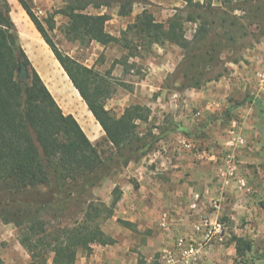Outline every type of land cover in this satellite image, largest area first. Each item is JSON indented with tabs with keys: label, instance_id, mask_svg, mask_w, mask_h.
<instances>
[{
	"label": "trees",
	"instance_id": "obj_1",
	"mask_svg": "<svg viewBox=\"0 0 264 264\" xmlns=\"http://www.w3.org/2000/svg\"><path fill=\"white\" fill-rule=\"evenodd\" d=\"M64 1L67 5L59 11L68 18L64 34L68 40L81 44L98 42L107 46L123 41L124 47L131 50L136 42H144L151 47L155 44L170 43L187 51L186 61L191 66L198 49L205 50L214 46L217 36L218 39L221 38L216 32L218 19L209 21L203 10L210 8L213 14L218 15V11L225 9L215 8L211 3H207L206 7L205 3L186 0L188 7H193L199 13L193 11L182 17L178 12L169 19L167 25L156 22L154 16L145 10L118 38L106 31V23L110 20L108 14L85 12L89 6L99 9L101 6L108 7L109 3H97L95 0ZM238 1L225 0L229 3ZM18 2L68 74L108 140L117 151L123 147L127 148L134 138V121L146 120L149 110L136 105L126 109L120 118L111 115L97 100L95 93L89 91L88 85L95 74L94 71L64 55L49 37L28 1ZM118 2L119 15L129 16L137 1ZM233 10L241 9L234 6ZM226 20L224 17L220 20L222 25L227 23ZM186 21L197 24L192 40L186 38ZM225 34L224 32L223 35ZM210 50L213 51L214 47ZM20 64L27 75L25 79L18 75ZM188 87L200 89L202 86L200 82H195ZM118 160H123L122 165L128 166L134 158L125 154L124 157L119 156ZM111 161L112 158L106 161L102 158L76 117L66 114L60 107L22 46L9 0H0V196L11 198L7 207L0 211V217L4 223H13L20 229V242L31 255V262L27 264H47L50 254H53L52 264H75L78 253L90 255L94 244L106 246L116 243L99 225L92 223L95 219L94 211L97 218L106 210H109L108 217L113 214V209L122 197L119 187L113 191L111 206L106 207L101 203L102 207H95L91 202L83 221L77 222L73 227L58 228L52 233H49L38 219L37 214L42 205L19 200V197L29 193L30 189L40 186H46L53 194L63 196L66 203L68 200H75L102 185L109 175L108 162ZM14 203L18 204L14 205L15 209L12 207ZM120 223L130 226V223L125 221ZM234 241L237 242L239 257L252 250V241L240 237H234Z\"/></svg>",
	"mask_w": 264,
	"mask_h": 264
},
{
	"label": "crops",
	"instance_id": "obj_2",
	"mask_svg": "<svg viewBox=\"0 0 264 264\" xmlns=\"http://www.w3.org/2000/svg\"><path fill=\"white\" fill-rule=\"evenodd\" d=\"M193 1L202 4L206 1L218 9H224L226 3L225 0ZM133 7L129 16H120L118 11L120 20L129 19L127 27L145 10L154 16L156 22L167 25L169 19L188 7V2L151 0V3H138ZM120 20L116 21L121 23ZM186 23L194 26L192 32L186 31L184 27L186 38L192 40L197 24L186 21L184 25ZM108 33L117 37L116 34ZM246 38L249 42L242 52L227 60V74L218 80L207 82L200 90L188 88L183 93L178 91L171 96L178 103L184 101L192 107L203 106V113L206 112L205 108L210 110L205 118L207 124L214 128L206 133V138L196 140H192L188 133L168 130L160 139L162 147L149 155L147 162V158L145 162H130L128 181L122 185H114V188L119 185L122 191L118 218L130 223V227L119 226V234L110 236L116 240L115 244H94L92 254L79 255L75 264H156L157 260L163 264V252L167 249L173 251L175 240L179 236L192 234V225L201 215L191 213L190 203L195 192H201L207 198L204 202L206 205L201 209L202 214L218 218L228 226L225 240L216 244L200 264H231L235 261L239 256L234 237L252 241V250L243 257L251 258V261L262 258L252 259L264 247V35L259 29H255ZM171 46L174 49L180 48L175 44ZM230 51L232 54L235 52ZM161 54L165 60L172 58L171 52ZM174 67L176 64L170 62L163 65L168 72H173ZM44 83L46 84L45 81ZM47 87L49 88L48 85ZM50 92L52 93L51 90ZM235 122L240 125V134L246 140V145L236 153L238 174L247 181L252 193L240 190L237 183L222 189L217 177V163L199 159L196 152L191 153L181 145V141H191L201 152L208 151L219 156L228 140V130ZM199 131L202 132L201 129L196 132ZM210 200L218 201L220 208L213 209ZM156 252H160V255H155ZM29 262L31 255L18 240L17 231L12 224L0 222V264Z\"/></svg>",
	"mask_w": 264,
	"mask_h": 264
},
{
	"label": "rangeland",
	"instance_id": "obj_3",
	"mask_svg": "<svg viewBox=\"0 0 264 264\" xmlns=\"http://www.w3.org/2000/svg\"><path fill=\"white\" fill-rule=\"evenodd\" d=\"M27 1L57 48L64 55L94 71L95 74L88 85L89 91L95 93L97 100L111 115L120 118L126 109L136 105L146 107L149 110L146 120L134 121L135 128L132 134L134 138L127 148L123 147L117 151L18 0H9L12 17L18 27L21 43L32 65L42 75L64 112H70L76 117L87 136L93 140L102 158L105 161L112 158V161L108 162V164L110 163L109 175L102 185L89 190L75 200H68L69 202L66 203L63 196L53 194L46 186L30 189L29 193L26 192L19 197L21 202L42 205L37 216L49 233L58 228L73 227L77 222L83 221L91 202L94 203L95 207H102L100 205L103 203L106 207L111 206L114 197V185H122L128 181L129 165L123 166L122 161L124 159L119 161V156L124 157L125 154H129L134 158L131 162H139L140 160L145 162L146 158L147 162L148 156L153 155L162 147H160V139L165 136L168 129L177 133H188L192 140L206 138V133L214 128V126L207 124V118H205L210 110L205 108V114L202 112L203 106L192 107L184 101L178 103L177 100L171 99V96L178 91L180 93L185 92L188 90V86L195 82H200L202 86L200 89H202L203 86L207 85V82L218 80L222 75L227 74L225 68L227 60L233 56L236 57L237 53H241L244 46L246 47L249 42L246 38L248 33L259 29L260 33L264 35V0L226 2L225 10L218 11V15L213 14L209 10L210 8H207L203 10L205 17L209 21L213 18L218 19L216 32L220 34L221 40L217 36V43L214 46H209L205 50L203 48L198 49L193 64L189 66L186 61L187 51L181 47V49H174L169 43L155 44L151 47L144 42L139 44L136 42L134 47L129 50L124 47L123 41L102 46L96 43L81 44L78 41L68 40L64 34L68 18L59 13L67 5L64 0ZM104 1L109 3L108 7L101 6L96 9L89 6L85 12L108 14L110 20L106 23V31L116 34L120 38L129 19L120 20L118 18L119 0H95L97 3H105ZM136 1V4L151 3V0ZM207 3L205 1L206 7H208ZM234 6L241 10H233ZM193 11L196 14L199 13L198 10L190 6L184 7L179 13L182 17H186L189 12ZM225 11L229 14H223L226 13ZM223 17L227 19V23L222 25L220 20ZM116 20L122 22L118 23ZM184 27L188 32H192L194 28L192 24L187 23ZM224 32L225 35H223ZM211 47H214L213 51L210 50ZM230 50L235 52L232 54ZM165 52H171L172 58L165 60L161 54ZM128 55H133V57L129 58ZM168 62L176 64L173 72H168L166 68H163V65H167ZM200 89L195 88V90ZM197 129H201L202 132H196ZM205 148L207 147L205 146ZM119 185L116 187L120 188ZM10 199L8 196L7 199L4 195L0 196V211L7 207V203L11 202ZM119 202L110 217H108L109 210L103 212L100 218L96 217L95 211L93 212L95 219L92 224L99 225L108 236L119 234V226L130 227L120 223L122 220L118 218ZM12 205L15 209L18 204ZM0 220L4 223L1 217ZM11 224L13 229L17 231L20 241V229L13 223ZM23 229L26 228L23 227ZM79 255H86V253L79 252ZM155 255H160V252H156ZM246 256L236 258L231 264H264V247L259 251V254L252 258L262 257L259 260L251 261V258L247 259ZM48 257L50 259L47 264L52 261L53 254L48 255ZM159 258L160 256L157 259ZM155 263L161 264L159 260Z\"/></svg>",
	"mask_w": 264,
	"mask_h": 264
},
{
	"label": "built area",
	"instance_id": "obj_4",
	"mask_svg": "<svg viewBox=\"0 0 264 264\" xmlns=\"http://www.w3.org/2000/svg\"><path fill=\"white\" fill-rule=\"evenodd\" d=\"M181 145L186 150L196 152L199 159H208L217 163V177L221 181L222 189L237 183L240 190H244L245 193H252V188L247 181L238 174L239 162L236 153L246 145V140L240 134V125L238 123H233L228 130V140L224 148L221 149L219 156L208 151L201 152L191 141H181ZM206 199V195L201 192L193 193L190 203L191 213L192 215H201L192 225V234L179 236L175 240L173 251L167 249L163 252V264H200L203 257L216 244L225 240L228 232L227 224L218 218H213L209 214H202L201 209L202 206L206 205L204 203ZM209 202L213 209L220 208L218 201L210 200Z\"/></svg>",
	"mask_w": 264,
	"mask_h": 264
},
{
	"label": "water",
	"instance_id": "obj_5",
	"mask_svg": "<svg viewBox=\"0 0 264 264\" xmlns=\"http://www.w3.org/2000/svg\"><path fill=\"white\" fill-rule=\"evenodd\" d=\"M18 74H19L21 79H25L26 76H27L25 71H24V69H23V65L22 64H20V68H19Z\"/></svg>",
	"mask_w": 264,
	"mask_h": 264
}]
</instances>
